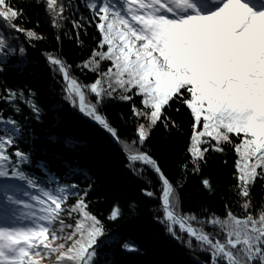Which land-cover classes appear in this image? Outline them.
<instances>
[{
	"label": "trees",
	"instance_id": "16d2710c",
	"mask_svg": "<svg viewBox=\"0 0 264 264\" xmlns=\"http://www.w3.org/2000/svg\"><path fill=\"white\" fill-rule=\"evenodd\" d=\"M139 6L0 0V194L41 225L15 264H226L211 244L257 264L218 224L264 216V76L214 84L212 58L168 61L130 22Z\"/></svg>",
	"mask_w": 264,
	"mask_h": 264
},
{
	"label": "rangeland",
	"instance_id": "374dc122",
	"mask_svg": "<svg viewBox=\"0 0 264 264\" xmlns=\"http://www.w3.org/2000/svg\"><path fill=\"white\" fill-rule=\"evenodd\" d=\"M199 22L200 21L193 22L194 24H197V25L194 27V30H191L194 32H198V38H199L198 41L195 42V39L193 40V38H191L190 36L187 38H184V39H188L191 42L197 43V44L199 42L208 41V40L216 41L218 36H219V31H217V29L213 28L214 21L209 19V18H205V20H202V24H198ZM175 27L177 29L179 28V30L187 29V26H185V24L184 25H178ZM168 29L172 32L173 28L170 27ZM154 46H156L160 50H163V48H162L163 45H154ZM196 47H189V48L187 47L183 51L184 52H191L192 49L196 48ZM199 48H200V46H199ZM181 56H182V60H184L186 58L185 55H181ZM188 63H190V62H188ZM247 104H248V100H242L241 105L247 106ZM257 116H258V118H260L259 113ZM139 155L137 156L138 159H139ZM139 160L142 162L141 159H139ZM144 160L146 161L147 159H144ZM247 174H250V172L248 171ZM165 202H166V200H165ZM8 220L14 227H22V226H24V222H25V227H26V224H28V222L26 220L23 221L22 218H19L13 214H12V216H10V218ZM218 225H219L221 232H223L224 234L226 233V239H227V243H228L227 245H228L229 249L234 247V246H238L239 244H241V245H239L240 246L239 251H241V250L244 251L245 259L248 256L250 258L247 260L252 259V260H256L257 264H264V241L262 239V232L264 229V216L260 217L258 219H251L250 218V219H247L245 221H243V220H241V221L230 220V221L221 222ZM237 230H240V232H236ZM189 231L191 234H194L192 229H189ZM230 234L236 236V238L233 239L231 236H229ZM211 246H212V250H213V247H215V250L221 254V256L224 258V261L226 262V264H231L230 261L227 260L225 254L223 253L222 250H221L222 251V253H221L219 250H217L216 245L211 244ZM17 251L18 250H13V253H16ZM214 253L216 254V252H214ZM237 256L240 257V254L237 253ZM29 259L32 261V263L35 262V264H42L41 261L36 262L34 260V258L29 257L28 260Z\"/></svg>",
	"mask_w": 264,
	"mask_h": 264
},
{
	"label": "water",
	"instance_id": "95a60500",
	"mask_svg": "<svg viewBox=\"0 0 264 264\" xmlns=\"http://www.w3.org/2000/svg\"><path fill=\"white\" fill-rule=\"evenodd\" d=\"M64 75H65V84L67 85V89L69 90L70 94L73 95V89H72V87H71L70 84H69V81H68V75H67L66 69H65ZM78 108H81V104H80V103H78ZM90 120L93 121L92 118H90ZM100 125L109 129L110 134L113 135V137H114V143H115V144H118V140H119V138H118V136L116 135V133L111 129V127L109 126V124L106 123L105 121H102V122L100 123ZM139 159H141L142 162H143V164H145V165H147V166H148V162H149V161H152V160H151L150 158H148L147 155L144 154V153H142V154L139 155ZM144 159H147L148 161H147V160L145 161ZM155 171H156L157 173H159L161 179L163 180V179H164V176L160 173V171H159V169H158L157 167L155 168ZM164 187H165L166 189H168V188H169L168 183L164 182ZM168 194H169V190H168L167 194H165V195L161 198L160 202H161L163 208H165V209H166V210H167L172 216H174L178 221H180V217H179L176 213L172 212V211L168 208V206H167V204H166V202H165L166 197L168 196ZM234 244H235V243H234Z\"/></svg>",
	"mask_w": 264,
	"mask_h": 264
}]
</instances>
